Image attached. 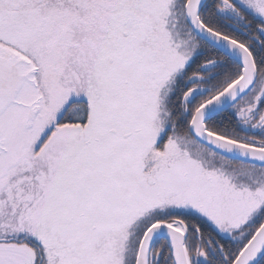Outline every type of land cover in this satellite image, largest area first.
<instances>
[{
    "label": "snow or ice",
    "instance_id": "6c2138e0",
    "mask_svg": "<svg viewBox=\"0 0 264 264\" xmlns=\"http://www.w3.org/2000/svg\"><path fill=\"white\" fill-rule=\"evenodd\" d=\"M0 264H264V0H0Z\"/></svg>",
    "mask_w": 264,
    "mask_h": 264
}]
</instances>
